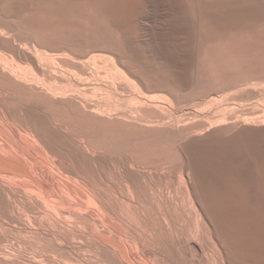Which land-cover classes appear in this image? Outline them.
Returning a JSON list of instances; mask_svg holds the SVG:
<instances>
[{"label":"rangeland","instance_id":"374dc122","mask_svg":"<svg viewBox=\"0 0 264 264\" xmlns=\"http://www.w3.org/2000/svg\"><path fill=\"white\" fill-rule=\"evenodd\" d=\"M8 1L11 2L12 0H8ZM8 1L2 0L0 2V7L5 8V9L0 8L1 9L0 10V16H1L0 19L3 21L4 24H6V26L8 28L7 30H5V32H6L5 36L8 38H6V39L4 38V39L5 40L9 39V40L13 41L15 43V45H17L18 47L21 46L20 47L21 49L23 48L24 50L29 51L30 53H33L55 75L63 76V77H65V76L67 77L70 75V77H72L74 80L79 82V84L76 83L73 86H71L69 88V90L66 92V94L64 95V97L67 99L71 98L70 99L71 101H74V98H75L76 102L74 101L73 103H77V100L79 99V97H83L89 105L93 104V102L94 103L98 102L103 107L101 106V108L97 111V113L100 112L98 114H101V116H103V115L105 116V114L107 113L106 115L109 116V119L107 116H106L107 118L104 117V120L102 119L103 120L102 122H101V118H98V121L100 120V123L96 119H94V120H96L95 124L93 123L94 120L92 121L93 124L91 123V125L93 126V130L94 131L97 130L96 134H98V136L100 138V139L98 138L99 142L97 141L98 139L97 140L95 139L96 142H98V144L94 143V141H92V143L95 144V146H99V147L102 145V147H101L102 150L99 149V147L98 148L96 147L97 150L102 151L103 155L105 153H107L104 156L111 157L112 160L114 159V157H115V159L116 158L118 159L121 157L123 160V158L125 156H128V158H126V159H129V160H127V162H128L127 165L129 167H131L133 170H138L140 172H143L142 170H144V173L151 175L150 178H151V181L152 180L153 181L152 182L150 181V182L155 183L153 186V188L154 187L155 188H154V190L151 189V191L148 190L149 194L146 191V194H144L145 196H143L144 197L143 202L147 206V208H146V206L143 204V206L145 207V210L147 209L146 210L147 212H145V213L146 214L148 213L147 215L150 218H151V216H154L151 218V220L153 222L157 223V221H155V219L157 220V216H158V215H156V212L158 213V209H156V207L158 208V206L161 204V202L163 203L165 201H170V203H171V201L173 199L175 200L177 197V199L179 198L178 201H181L183 203L185 201V197L190 195V197H192L191 200L195 201L194 202L195 206L197 208L202 207L200 209L203 212L206 211V212H204L206 215V217H205L206 222L209 225L210 231H214L211 233L212 234L213 233L218 234V232H219L221 234V235L218 234V236L220 235V237H218V238L220 240L221 246H223V248H224V251L222 250V254L225 257V260L227 259L226 262H228L229 264H257V263L258 264H264V244H263L264 243V212H263L264 211V197H263L264 196V86H263L264 85L263 84L264 83V79H263L264 78V14L259 12V11L262 12V10L264 11V8H263L264 7V5H263L264 0L262 2L260 1L261 3H259V0H253L254 2L257 1V2H255L256 4L257 3L260 5L262 4L263 6L262 5L258 6L256 4L253 5L254 2L251 3L252 0H231V1L226 0L227 2L225 0H192V1L191 0H189V1L188 0H181L184 3L181 2L180 0H178L177 1V3L179 2L178 4L175 2L176 0H174V2H172V0H171L168 5H171L172 3H174V5L177 4L179 6L180 2H181V5L183 7V4H184V8H186V9H184L185 11L182 9L181 6H179L180 8L178 6H176L177 9L173 6L175 8V11L177 10L178 12H180L179 15L181 14V11L185 12V14L189 13L190 15L189 14L188 15L190 17L188 15L187 16L190 18V20H192V22L195 21L197 23V24L196 23L192 24V22H190V25H193V27H196V33L194 32L195 31L194 29L192 31L193 34L194 33L196 34V36H194L196 38L194 41L196 52H195V55L193 56L194 59H192V63L189 65V67L186 70V79H184L183 81L181 78H180L181 80H179V77H177V78L174 77V76H177V74L179 73V71L177 69L174 68V70H171V69H173L171 65L169 66V64H168V66H167V62L164 59L163 60L165 61L166 64L164 63V61H161L163 57L161 55L162 50H160L161 49L160 47H162V44L160 45V43H163V40H164V38L162 39L161 36L164 37L165 34L163 35V33H161L160 37L158 38V35H159L158 29H161L160 30L161 32H162V30H164L166 28L168 30V26H169L168 24H170V26H171L172 23L175 21V18L177 17L176 19H178V13L174 12L176 15L175 14L172 15V13H173L172 11L174 9L171 6L169 7L168 5H165L168 3L167 2L168 0H164V1L160 0V5H161L162 1L164 3L166 2L165 4H163V2H162V6L158 5L159 2H156L159 0H52V2H51V0H34V1L28 0V3H27V0H21V1L20 0H13L12 3L8 2ZM229 1L230 2L235 1V2L231 3L233 6H235V4H237V3L241 4V1H242V4H244V5L241 4L240 7H239V5H236L237 8H239V9H237L235 6V10L237 9L236 11L240 12V14H239L240 17H238V18H240V20L237 19V17L235 16L237 13L234 15L235 11L231 7V5H228ZM236 1H237V3H236ZM54 2H56V4ZM191 2H193V3L191 4ZM225 2L227 4L226 10L229 9L228 12L234 11L233 12L234 17H232L233 19L230 17V15H231L230 12H229L230 15L229 14L227 16L221 15V13L223 15H226L228 13V12H226V10L223 11L224 13L219 12V11H222V9H224V7H226ZM3 3L6 4L7 6L4 5ZM9 3H10V5H9ZM41 3H43V4H41ZM233 3H235V4H233ZM245 3L246 4L250 3V5L249 6L245 5ZM188 4H191V5H188ZM217 4H218V6H217ZM219 4H221V5L224 4V7H222V9H220L221 5L219 6ZM1 5H4V6H1ZM45 5H46V7H44ZM51 5H53L54 10L52 9ZM252 5L255 6L254 10H256L259 7L263 8V9L259 8V10H258L259 14L262 16H260V15H258L260 17L257 16V14H258L257 10L255 12L253 10L254 7ZM96 6H97V8H96ZM156 6H160L159 7L160 9H158V7L155 8ZM164 6H166L167 9L169 7V9L172 12V13H170V12L168 13V14H171V16H170L171 18H169V16L166 15L167 19L169 18L168 19L169 22L173 21L171 23L168 22V24H167V21L165 20V16L163 17V15H165L167 12L166 13L162 12L163 14H161V12H160V11H164V10L166 11L167 10L166 8H164ZM187 6L189 9L187 8ZM204 6H205V8H204ZM206 6H208V8H206ZM212 6L213 7L217 6L219 9L216 8V10H219V11H217L216 13L209 11L210 12L209 13L207 10L210 9V7L212 9L211 11L215 12V10H213ZM23 7L24 8L26 7V8L23 9ZM38 7L41 8V10L42 9L43 10L39 11ZM48 7H51V8H48ZM161 7H163V10L161 9ZM29 8H31L32 10ZM178 8L181 10L179 11ZM230 8H232V10H230ZM249 8L251 10H249ZM169 9H168V11H169ZM191 9L194 10L195 15L191 14V13H193V11H191ZM204 9H206V11ZM2 10H3V12H1ZM22 10H24V11H22ZM186 10L191 11V13L190 12L187 13ZM9 11H10V13H9ZM11 11H13V12L11 13ZM21 11H22V14H21ZM31 11H34V12H31ZM56 11H58V13ZM96 11H98V14L96 13ZM104 11H107V12H104ZM249 11L255 12V15L257 16V18L254 19L253 16H255V15H253L252 17H253L254 21H253V19L250 20L251 17L249 19V16L251 15V13ZM6 12H8L7 15L4 14ZM38 12H40V13H38ZM41 12H42V14H41ZM68 12H70V13H68ZM183 12H182V14H183ZM204 12H208V15L211 13L213 15L216 14L214 20H212L213 17L210 20V21H212V23L206 21V18L204 15L207 13H204ZM243 12L248 15V16L246 15V18L248 17L249 20L246 19L245 17L241 16ZM26 13L28 14V16ZM79 13L81 15H79ZM155 13H156V16L153 15ZM11 14L15 17V18H13L15 22H13V19L10 17ZM16 14L18 15L17 17L19 19H17ZM23 14H24V17L22 16ZM30 14H33V15H31L32 17L30 16ZM36 14H37V16H36ZM75 14L77 17L75 16ZM201 14L204 16L203 20L200 17V16H202ZM218 14H220L221 16ZM252 14H254V13H252ZM50 15H52L53 17ZM6 16H7V18H6ZM150 16L153 18V20ZM185 16L186 15H184V17ZM193 16H196V18L191 19ZM209 16H206L207 20L210 19ZM219 16L221 17V20H222V17L223 18L225 17L224 19H227V20H228L227 17H230L229 19L230 20L232 19L231 21L230 20L227 21V20L223 19V23H225V21H226V23L230 24V26L235 24L234 21L236 19V25L231 26V29H230V26L228 24H224L226 28L225 27L222 28L221 27V26H223V25H221L222 23L219 24V21L217 20L218 21L217 22L215 20L216 17L220 18ZM243 16H245V15L243 14ZM20 17H23V21L24 20H26V21L30 20L31 22L30 21L29 22L28 21L23 22L22 18H20ZM33 17H35V18L31 20V18H33ZM154 17H155V19H157V18H159V19L155 20ZM188 17H185V18L188 20ZM208 17H209V19H208ZM241 17L246 19V20L243 19L244 21H241L242 20ZM3 18H5V19L3 20ZM51 18H53V19H51ZM69 18H70V20H69ZM77 18L80 20L81 24H78L80 22ZM170 19H171V21H170ZM93 20H95V21H93ZM204 20L207 23H210L209 25L212 24L211 25L212 27L214 25L213 24L214 21H216L217 22V23H215L216 26H217V24L221 25L220 30H217V29H219L218 27L212 28L211 26H207V23ZM19 21L21 23H19ZM33 21H36V23ZM68 22H70V23H68ZM203 22H205L206 25ZM231 22H233V24ZM53 23H55V25H53L54 27L51 26V24H53ZM165 23L167 26L165 25ZM30 24H32V26ZM14 25H15V27H14ZM17 25H19V26L16 28ZM160 25H161V27H159ZM56 26H59L58 28L60 30L59 29L58 30L60 32L62 31L61 34L59 33V31H57ZM163 26H164V28H162ZM165 26H166V28H165ZM170 26H169V29H170ZM49 27H51L50 29L53 32L49 29ZM61 27L64 29H62ZM193 27L191 26V28H193ZM209 27L211 29H208ZM45 28H48L49 30H47ZM78 28H79V30H78ZM242 28H244V29H242ZM30 29H31V31H30ZM73 29L74 30L77 29V30L74 31ZM200 30L203 32H201ZM7 31H8V33H7ZM24 31H25V33H24ZM46 31H48V32H46ZM171 31H172V29L168 30V32H171ZM199 31H200V33H201L200 35L202 37L204 36V34H202V33H207V34H208V32H210V33H209L208 37L206 34L205 35L206 37L204 36L202 39L201 36L200 37L198 36ZM22 32L24 35H22ZM26 32H27V34H26ZM32 32H34V33H32ZM111 32H112V34H111ZM164 32H166V30ZM215 32L218 35H216ZM52 33L57 34L58 37L56 35H53ZM157 33H158V35H157ZM212 33H213V35H212ZM31 34H35V36L31 35ZM42 34H43V36H42ZM58 34H60V35L64 34V36L62 35V39L65 42L67 41V43L63 42V40L61 41V36ZM107 34H108V36H107ZM113 34L114 35L116 34V35L114 36ZM166 34H168V33L166 32ZM37 35H38V37H37ZM129 35H130V37H129ZM211 35L213 38L211 37ZM47 36H49V37H47ZM68 36H69V38H68ZM224 36H225V40L223 38ZM127 37H128V39L130 38L129 43H131V40H132L133 42H136V44H138L139 47L134 43L129 44V46H131V45L133 46L130 49H129V46L126 47L127 45H126V41H124V38H125V40H127ZM165 37H168V36L165 35ZM13 38H15V39H13ZM90 38H93V39H90ZM133 38H134V40H133ZM37 39L39 42L37 41ZM43 39L46 41L47 44L44 42ZM137 39H138V41H136ZM160 39H162V42ZM35 40H36V43L38 42L37 44L35 43ZM139 40L142 42H140ZM220 40H222V41H220ZM48 41L49 42L51 41V42L49 43ZM85 41L88 43H85ZM117 41H118V43H117ZM62 42L64 45L62 44ZM157 42H159V43H157ZM44 44H46V45H44ZM65 44H67V45L65 46ZM54 45H55V47H54ZM75 47H77V48H75ZM140 47L143 48L144 56L147 58L146 59L144 57L145 59H144V63H141L142 65L136 63L135 61H131L133 59L131 56H129V53H130L129 50H132L133 48H134L133 50H135V49L137 50V49H140ZM49 48H52L53 50L55 49V51H53L52 49H49ZM64 48H67V49H64ZM120 48H122V49H120ZM111 49H113V50H111ZM162 49H163V47H162ZM72 50H73L74 54H73ZM75 50H78V51H76L78 55L76 54ZM83 51H85V52L83 53ZM86 51H88L89 53ZM126 51L127 52L129 51V52L126 53ZM70 52H72V54H70ZM156 52H158V54L160 53L159 57L156 56L157 55ZM123 53H125V54H123ZM50 54H52V55H50ZM87 55H88V57H87ZM218 55H220V56H218ZM62 56L65 60H63ZM122 56L124 58H122ZM70 57H72V58H70ZM66 59L68 60L69 64H68ZM86 59L89 62H85V61H87ZM219 59H221L222 61ZM228 59H230V60H228ZM78 60H80V61H78ZM70 61L73 65L75 63V65L73 66L70 63ZM201 62H203V63H201ZM69 65H72V67ZM137 65H139V66H137ZM145 65H150V66H145ZM81 66H83V67H81ZM117 68L121 69L122 72L120 70H118ZM84 69H85V71H84ZM141 69H143V70H141ZM153 69H154V71H152ZM73 71H75L76 73H74ZM82 71H84V72H82ZM99 71H101V72H99ZM176 71H178V72H176ZM145 72H147V73H145ZM82 73H84V74H82ZM105 73H107V74H105ZM178 76H179V74H178ZM104 77H106V78H104ZM126 77H127V79H126ZM156 77H157V79H156ZM215 77H217V78H215ZM87 81H89V82H87ZM179 81H181V82H179ZM184 81H187V83ZM188 81H190V82H188ZM182 82L185 84L183 85ZM252 83H254V84H252ZM86 84L88 85V89L85 88L86 91H84L82 89L81 85H86ZM225 84H227V86ZM233 84L236 88L233 86ZM242 84H243V86H242ZM248 84H252V85H248ZM228 85L232 86L233 89ZM238 86H240V87H238ZM142 87H143V89H142ZM213 87L215 88V90ZM220 87L224 88V90ZM184 88H186V89H184ZM227 88H230V89H227ZM158 89H160V90H158ZM200 89H203V90H200ZM216 89H217V91H216ZM212 90H213V93H212ZM229 90H231V91H229ZM200 91H202V92H200ZM214 91H216L217 93ZM153 92H155V93H153ZM209 93H210V95H209ZM199 94H201L200 95L201 98L196 96ZM202 94L204 96H202ZM88 96H89V98H88ZM195 96H196V98H195ZM77 97H78V99H77ZM153 97H155V98H153ZM193 98H195V100ZM133 99H135V100H133ZM158 100H160V101H158ZM111 102H112V104H111ZM200 102H202L203 104ZM107 104L113 106L112 108L110 106L111 110L109 108H104V106ZM109 105H107V106H109ZM197 105H199V106H197ZM154 106H155V109H154ZM192 106L195 108H193ZM114 107L115 108L117 107V109L120 108L121 110L120 111H119V109L114 110ZM148 107H149V111L150 110L152 111L154 109V112H156L157 114L149 112L148 110H146V109H148ZM183 107H185V108H183ZM107 109L110 111H108ZM156 109H157V111H156ZM196 109H198V111ZM100 110H103V111H100ZM140 110H144V111H140ZM251 111H253V113ZM148 112L150 114L152 113L154 116L156 115L157 118L155 117V119H153L154 116H152V114L150 115ZM234 114L237 115V117ZM118 115H120V116L118 117ZM115 116L118 118L116 119ZM160 116H161V118H159ZM233 116L235 118H233ZM120 117H121V120H120ZM151 117H153V118H151ZM122 118L124 120H122ZM230 118H233V119H230ZM156 119H158V120L155 121ZM106 120H108V121H106ZM138 120L139 121L142 120L145 123L149 122V120H152L155 123L157 122L159 126L161 125V128L158 129L159 131L156 133L155 132L154 133L148 132V130L146 131L144 129H139L138 126L134 125V123ZM243 120L245 121L244 123L246 125L244 123H242ZM152 121H150V122H152ZM188 121H190V122H188ZM198 121H199V123H198ZM186 122L188 123V125ZM236 122H238V123L240 122V123L237 124ZM227 124H228V126H227ZM235 124H236V126H234ZM95 125H96V127L98 126L97 129H96ZM104 125H105V127H104ZM173 126L180 130V132H181L180 136L176 137V134L173 131L174 129H172ZM187 127H188V129H187ZM193 127H194V129H193ZM113 128H114V130H113ZM116 128H117V130H116ZM197 128H199V129H197ZM108 129H110L111 131H109ZM189 129H191V130H189ZM181 130H183V131H181ZM185 130L187 133H185ZM114 131H116V132H114ZM119 131H120V134L118 133ZM172 131H173V133H172ZM126 132H128V133H126ZM100 133H101V135H99ZM148 133H150V136ZM102 134H103V136H102ZM116 134L118 136L121 135L120 137H122V136L127 137V138L123 139V141L125 140V142L121 141L123 137L122 138L116 137L117 136ZM158 135H160V136L157 137ZM164 135H165V137H164ZM173 135H175V138ZM138 136H140L141 139H139ZM147 136L149 137V139ZM135 137L137 139H135ZM192 137H193V139H192ZM144 138L146 139V141ZM106 139H107V141H106ZM126 139H127L128 143L126 142ZM161 139H163V141ZM101 140H102L103 144H101V142H100ZM150 140H151V142H150ZM177 142H179V143H177ZM104 143H106L108 145H105ZM122 143H123V145H122ZM143 143H145V144H143ZM149 143H151V144H149ZM109 144H110V148L108 149ZM121 146H122V148H121ZM145 146L147 148L149 147L148 149H146V151H145V148H146ZM151 146L154 148H152ZM150 148H152V149H150ZM108 150H110V153L107 152ZM149 150H150V152H149ZM138 151L141 154H139ZM137 153H138V155H137ZM173 153L175 156L173 155ZM122 154H123V157L121 156ZM109 155H111V156H109ZM141 155H143V156H141ZM164 158H165V160H164ZM120 159L117 162H120ZM132 162H133V164H132ZM137 163H139V164H137ZM141 163H143V164H141ZM150 165H152V166H150ZM169 166H170V168H169ZM181 167L183 168V170H182V173H179L181 171ZM188 168H190V169H188ZM185 169H186V173H185ZM112 170H113L112 167H111L110 171L107 169H106V171L104 170V172L107 173V174L106 173L105 174L108 175L109 179L113 180L112 184L114 185V186L112 185V188L113 187L114 188L111 191H108V194L110 195V197H112V196L114 197V198H111L112 202H113V204L115 203V205H114L115 207L117 206V208H116L117 211H120L121 209L123 210V208L126 206V201L122 200V198H125V193H123L120 186L117 185L118 183L115 179V178H117L116 174L118 171H115V169L113 171ZM102 172H103V170H102ZM186 174H188V175H186ZM179 176H181L182 179H180ZM187 176H189V177H187ZM175 177H177V178H175ZM184 177L187 179V181ZM179 179L182 181H180ZM157 180H158V182H157ZM188 180H191V181H188ZM114 181H116V182H114ZM164 181H165V183H164ZM170 181H171V183H170ZM183 181L184 182L186 181L188 185L186 184V182H185L186 185L182 184ZM183 185H185V186H183ZM182 186L185 188H181ZM186 187H187V189H186ZM188 188H190V190H188ZM184 189L186 191H184ZM150 192L154 193L153 195H155V196L150 194ZM159 192H160V194H159ZM161 192H163V193H161ZM171 192H173V193H171ZM183 192H186L187 195H185V193H183ZM170 193H171V195H170ZM167 195L171 199H169L167 197ZM177 195H179V197ZM122 196H124V197H122ZM182 197L184 200H182ZM258 197H260V198H258ZM180 198H181V200H180ZM166 199H168V200H166ZM174 200L172 201V203L176 201V200L175 201ZM156 203H158L159 205H157ZM172 203H171L172 207L176 206L175 209H173L174 207L171 208L172 211H174L173 212L174 216H176L175 220H177L176 221L177 223L175 222L176 223L175 224L176 229L179 230L181 228V230H179V231L177 230V231L180 232L181 235L183 234L184 236H186L187 234H189L186 231L187 225L191 224V222H190L191 220H189L190 218L188 217L189 219L188 220L186 219L187 218L186 216H189V215H186V214H188V211H186L187 209H182L184 211V212L182 211L184 213L183 216H185L182 218V217H180L182 215V213L179 212V211H181L180 209L182 208L181 207L182 203H180V202H175L173 204ZM177 203H178V206H177ZM179 203L181 205H179ZM124 204H125V206H123ZM201 204H202V206H201ZM179 207H181V208H179ZM183 207H184V204H183ZM184 208H186V207H184ZM176 209H177V211H176ZM124 210H125V208H124ZM123 211H120L121 213L120 212L119 213L122 215ZM176 213L177 214L180 213L179 214L180 216L177 215ZM244 214H245V216H244ZM177 217H178V219H177ZM179 217L181 219H179ZM208 220H210V221H208ZM187 221H189V222H187ZM212 225H214V226H212ZM177 226H179L180 228H177ZM188 226H190V225H188ZM212 227H213V229H212ZM12 229H14V228L6 229V231L10 230V232L5 231V233H7V235H8V233L10 234L12 231L14 232L16 230V229H14V230H12ZM188 229H190V228H188ZM216 229H217V231H216ZM183 230H185V231H183ZM19 232L21 233V235H23V233L20 230H18L17 233L19 234ZM181 232H183V233H181ZM184 232H186L187 234ZM188 232H189V230H188ZM17 233L15 235L13 233H11L9 235V240L10 241L13 240L11 245L14 242L16 243V241H19V240H17L18 238L20 239V241L22 240L20 238L21 236H19L20 234L18 235ZM10 236L11 237L13 236L14 238L12 237L13 238L12 239ZM22 238H24V237L22 236ZM184 238H187V236ZM222 238H224L225 241L222 240ZM9 240H7V242H4L3 240H1L0 242H2V244L0 243V247L5 248L6 243L9 244L8 246H11ZM228 241H230L232 245ZM223 244L224 245L228 244V246H227L228 248L226 246H224ZM218 248L219 249H217V250L221 251L220 247H218ZM229 248H230V250H229ZM211 249H213V248H209L208 251H206L204 258L202 259V260L205 259V262L200 261L201 263L206 264L207 263L206 259H208V256H210V258L212 259V257H211V256H213L212 252L215 251V249L214 250H211ZM231 249L232 250L235 249V250L232 251ZM225 250H226V252H225ZM210 251H212V252H210ZM209 252L211 255L209 254ZM179 258L180 257H178V261H179L178 263L188 264L187 261H185V259H182V258L179 259ZM228 258H229V260H228ZM209 261H210V259H209ZM200 262L197 264H201Z\"/></svg>","mask_w":264,"mask_h":264},{"label":"bare ground","instance_id":"6f19581e","mask_svg":"<svg viewBox=\"0 0 264 264\" xmlns=\"http://www.w3.org/2000/svg\"><path fill=\"white\" fill-rule=\"evenodd\" d=\"M1 1L2 0H0V2ZM6 1H8V0H6ZM12 1L11 2L8 1V2L12 3ZM32 1H34V0H32ZM170 1L171 0H168L167 4H165L166 2L165 3L163 2V4L168 5ZM177 1L178 0H176L175 2L177 3ZM230 1L228 2V5H231V7L235 11V12L233 11L234 15L237 13L235 16L237 17V19L240 20V18H238V17H240V15H239L240 12L236 11L239 8H237L236 5H239V7H240V5L242 4V1H241V4H238L237 1H236L237 4L233 3V4H235V6L237 8L236 10H235V6H233L231 4L232 2H235V1H232V2H230ZM260 1L262 2L263 0H259V3H261ZM51 2H52V0H51ZM156 2H159L158 5H160V0L156 1ZM162 2H161L160 6H162ZM172 2H174V0H172ZM181 2H183V1H181ZM181 2H180L179 6L182 7ZM226 2H225L226 7H224V4H222V5L219 4V6L221 5L220 9H222V7H224V9H222V11L216 10V8H218L217 7L218 4H217L216 7L212 6L213 10H215V12L211 11L212 10L211 7L207 11L208 12L210 11V12H213V13H216L217 11L223 12V11H225L227 9ZM253 2L254 1L252 0L251 3H253ZM255 2H257V1H255ZM255 2L253 3V5L256 4ZM10 3H9V5H10ZM27 3H28V0H27ZM54 3L56 4V2H54ZM192 3L193 2H191V4ZM6 4H4V5H6ZM41 4H43V3H41ZM177 4L174 5V3H172L171 5H168L169 7L171 6L174 9L172 11L173 13L169 9V7H168V9H169V11H168L166 6H164V8L167 9L166 11L165 10L164 11H160L159 10L161 12V14H163L162 12H164V13L167 12L165 15H163V17L165 16V20L167 21V24L169 22L168 19L171 18L170 17L171 14H168L169 12L172 13V15L175 14L174 12L178 13V19H176L177 17L176 18L174 17L175 18L174 22L171 21V19H170V21L173 22V23H172L171 26H170V24H168L170 26V29H169V26H168V30L172 29L171 32H168V30L166 28L167 25L165 23V25H166L165 28L166 29L162 30V32H161L160 31L161 29L157 28L158 32H159V35H158V33H157V35H158V38L160 37L161 33H163V35L165 34L166 36H168V37H165V35H164V37L161 36L162 39L164 38L163 43H160V45L162 44V47H163V49H162V47H160L161 48L160 50H162L161 51V55L163 57L162 58L160 56L162 58L161 61L165 60L167 62V66H168V64H169V66L171 65L172 68H173L171 70H174V68L177 69L179 71V73H178L179 76L177 74V76H174V77H176V78L179 77V80L182 79V81H183L184 79H186V70L189 67V65L192 63V59H194L193 56L195 55V52H196L195 51V45H194L195 44L194 41L196 39L194 37V36H196V34H195L196 33V27H193V25H190V22H192V20H190V18H189L190 14L188 13V12L191 13V11H193V13H191V14L195 15V12H194V10L191 9V11L186 10V12L189 15L185 14V12H183V11H181V14L179 15L180 12H178L177 10L175 11L176 6H178ZM191 4H188V5H191ZM4 5H1V6H4ZM53 5H51L52 9H53ZM242 5H244V4H242ZM245 5L249 6L250 3H248V4L245 3ZM256 5L259 6L260 4L257 3ZM263 5H264V3H263ZM160 6H156L155 8L158 7V9H160L159 8ZM44 7H46V5ZM51 7H48V8H51ZM253 7L252 8L254 10L255 6H253ZM0 8H2V7H0ZM25 8L23 7V9H25ZM96 8H97V6H96ZM179 8H178V10L180 11L181 9H179ZM187 8H188V6H187ZM204 8H205V6H204ZM206 8H208V6H206ZM232 8H230V10H232ZM259 8H262V7H259ZM259 8L256 9L257 13H258V14L256 13L257 16L260 15L259 12L264 14L263 10H262V12L261 11L258 12ZM29 9H31V8H29ZM161 9L163 10V7H161ZM182 9L183 10L186 9V8H184V4H183ZM40 10H41V8H39V11ZM204 10L206 11V9H204ZM228 10H226V12H228ZM249 10H251V9L249 8ZM256 10H254V11L256 12ZM22 11H24V10H22ZM22 11H21V14H22ZM254 11H252V12L249 11L251 13V15L249 16V19L251 17L250 20H252L253 17H254V19L257 18V16L255 15ZM1 12H3V10ZM12 12L13 11H11V13ZM31 12H34V11H31ZM56 12L58 13V11H56ZM104 12H107V11H104ZM182 12H183V14H182ZM208 12H204V13H207L204 16L206 18V21L212 23V21H210V20H211L212 17H213L212 20H214L216 14L213 15L211 13V14H209L210 15L209 16ZM229 12L231 13L232 16L230 15ZM229 12L227 14L225 13L226 15H223L221 13V15L222 16H227L229 14L231 18L234 17L233 16V12H231V11H229ZM7 13L8 12H6L4 14L7 15ZM9 13H10V11H9ZM38 13H40V12H38ZM68 13H70V12H68ZM96 13L98 14V11H96ZM252 13H254V14H252ZM37 14H36V16H37ZM41 14H42V12H41ZM243 14L245 16H243ZM31 15H33V14H30V16ZM79 15H81V14L79 13ZM153 15L156 16V13L153 14ZM166 15L169 16L168 19H167ZM184 15H186L185 17L189 16L188 17L189 21L184 17ZM218 15H220V14H218ZM246 15L247 14H245L243 12L241 16L246 18ZM253 15H255V16H253ZM12 16L13 15L11 14L10 17L12 19L15 18L14 16L13 17ZM17 16L18 15L16 14V17ZM22 16L24 17V14ZM27 16H28V14H27ZM50 16H52V15H50ZM75 16H76V14H75ZM204 16L203 15L200 16L202 20L204 19ZM206 16H209L210 19L208 17L209 20H207ZM260 16H262V15H260ZM260 16H258V17H260ZM23 17H20V18H22V21H23ZM230 17H227L228 20L224 19L225 17L224 18L222 17V20H221V17L220 18L216 17L215 20L216 21L218 20L219 24L222 23L221 25H223V26H221L219 24H217V26H216L215 23H217L218 21L217 22L214 21L213 24L215 26L213 25V27H215V28L218 27L219 29H217V30H220V26L222 28H224L225 27L224 24H228V23H226V21H225V23H223V19L229 21ZM242 17H241V19H242L241 21H244V20L248 19V17L246 19H244ZM6 18H7V16H6ZM34 18L35 17L31 18V20L34 19ZM193 18H196V16H193L191 19H193ZM4 19L5 18H3V20ZM17 19H19V18L17 17ZM51 19H53V18H51ZM154 19H155V17H154ZM157 19H159V18H157ZM157 19H155V20H157ZM254 19H253V21H254ZM69 20H70V18H69ZM152 20H153V18H152ZM24 21L27 22L28 20L27 21L24 20ZM93 21H95V20H93ZM13 22H15L14 19H13ZM33 22L36 23V21H33ZM79 22H80V20H79ZM171 22H169V23H171ZM205 22H203V23H205ZM234 22H235V24H233V22H231L233 24L231 26L236 25V19H235ZM19 23H21V22L19 21ZM68 23H70V22H68ZM193 23H196V22L194 21V22H192V24ZM206 23H205V25H206ZM210 23H207V26H211L212 24L209 25ZM78 24H81V22L78 23ZM30 25L32 26V24H30ZM53 25H55V23L51 24L52 27H54ZM228 25L230 26V24H228ZM18 26L19 25H17L16 28ZM191 26L193 28H191ZM231 26H230V29H231ZM14 27H15V25H14ZM56 27H57V31H59L60 30L58 28L59 26H56ZM159 27H161V25ZM50 28L51 27H49V29ZM162 28H164V26ZM7 29L8 28H7L6 24H4L3 21L0 19V241L3 240L4 242H7V240H9V235L11 233H13L15 235L18 232V230H20L23 233V235H21L20 232H19L20 235L17 233L19 236H21L20 238L22 240L20 241V239L18 238L17 240H19V241H16V243L14 242L13 243L14 245L13 244L11 245L13 240L12 241L9 240L11 246H8L9 244L6 243V247L8 246L7 248L6 247L5 248L0 247V264H182V263H178L179 262L178 261V257H180L179 259H181V258L185 259V261H187L188 264H197L200 261L205 262V259L204 260H202V259L204 258L205 254H206V251H208L209 248H213L211 250L215 249V251H213V252L210 251V252H212L213 256H211L212 259L210 258V256H208V259H206V262L208 264H229L228 262H226L227 259L225 260V257L222 254V250L224 251V248H223V246H221L220 240L218 238V237H220L221 234L218 232V234H220L218 236L217 233H213V234L211 233V232H214V231H210L209 225L206 222V218H205L206 215L204 213L206 211L203 212L200 209L202 207L197 208L195 206V204H194L195 201L191 200L192 197H190V195L185 197V201H184L185 203L184 202L182 203L181 201H178L179 198L177 199V197H176L177 200L175 199L176 201L173 199L175 202L182 203V206H181L182 208L179 207V208H181L180 209L181 211H179V212L182 213V215L180 216L179 215L180 213H178V214L176 213L177 215H179L180 217L183 218L185 216H183L184 215V213H183L184 211L182 209H187L186 211H188V214H186V215H189V216H186L187 217L186 219L188 220L190 218L189 220H191L190 221L191 224H188V225H190L191 227L187 225L186 231L189 234L184 232V233L187 234L186 235L187 238H184L186 236H184L183 234H182L183 235L182 236L180 234V232H178L179 230H181V228L179 226H177V228H180V229L179 230L176 229L175 224L177 223L176 222L177 220H175L176 216H174V213H173L174 211H172V209H171V208L174 207V206L172 207V205H171L173 200L171 201V203H170V201H165L163 203L161 202L160 205L158 203H156L157 205H159L158 208L156 207V209H158V213L156 212V215H158L157 216V220L155 219V221H157V223H155V222H153L151 220V218L154 217V216H151L149 214L151 216V218H150L147 215L148 213L147 214L145 213V212H147L146 211L147 209L145 210V207L143 206V204H144V202H143L144 201V199H143L144 197L143 196H145L144 194H146V191L149 194L148 190L151 191V189L154 190V188H155V187L153 188L155 183H151L153 181V180L151 181V178H150L151 175L147 174V173H144V170H142L143 172H140L138 170H133L131 167H129L127 165L128 164L127 160H129V159H126V158H128V156H125L123 158V160H122L121 157H120L121 159L120 158H118V159L116 158L117 159L116 160L115 157L113 156L114 159L112 160L111 157L104 156L107 153H105L103 155L102 151L97 150V148L99 146H95V144L92 143V141H94V143L98 144L99 139H100L98 134H96L97 130L96 131L93 130V126L91 125L92 121L94 119H96L98 121V118H101V122H102L104 120V117L107 116L106 115L107 113L105 114V116L104 115L101 116V114H98L100 112L97 113V111L101 108L102 105L99 104L98 102H95V103L93 102V104L89 105L87 103V101L83 97H79V99L77 97V99H78L77 103H73L74 101L76 102L75 98H74V101H71L70 100L71 98L70 99L65 98L64 95L69 90V88L71 86H73L74 84H76V83L79 84V82H77L72 77H70V75L67 76V77L66 76L63 77V76L55 75L33 53H30L29 51H26L23 48L21 49L20 48L21 46L18 47L17 45H15V43L13 41H11L9 39L5 40L6 38H8V37L5 36L6 35L5 30H7ZM45 29L49 30L48 28H45ZM62 29H64V28H62ZM193 29L195 30L194 31L195 35L192 32ZM208 29H211V28L209 27ZM242 29H244V28H242ZM75 30H77V29H75ZM78 30H79V28H78ZM165 30H166V32L168 34H166V32H164ZM30 31H31V29H30ZM200 31L198 33L199 37L201 36L200 35L201 34ZM27 32H26V34H27ZM46 32H48V31H46ZM61 32L59 31L60 34H61ZM201 32H203V31H201ZM7 33H8V31H7ZM24 33H25V31H24ZM32 33H34V32H32ZM209 33L210 32H208V34L207 33H202V34H204V36L207 34V37H208ZM43 34H42V36H43ZM60 34H58V35H60ZM111 34H112V32H111ZM22 35H24L23 32H22ZM31 35L35 36V34H31ZM53 35L57 36V34H53ZM62 35L64 36V34H62ZM62 35H60L61 36V41L63 40L62 39ZM212 35H213V33H212ZM212 35H211V37H212ZM216 35H218V34L216 33ZM107 36H108V34H107ZM37 37H38V35H37ZM47 37H49V36H47ZM129 37H130V35H129ZM203 37H202V39H203ZM68 38H69V36H68ZM223 38L225 40V36ZM13 39H15V38H13ZM90 39H93V38H90ZM162 39H160L161 42H162ZM133 40H134V38H133ZM37 41H38V39H37ZM124 41H126V45H127L126 47H128L129 44H131V43L132 44L133 43L136 44V42H133L132 40H131V43H129L130 38L128 39V37H127V40H125V38H124ZM136 41H138V39ZM220 41H222V40H220ZM44 42L46 43L45 40H44ZM63 42H65V41L63 40ZM63 42H62V44H63ZM140 42H142V41H140ZM35 43H36V40H35ZM65 43H67V41ZM85 43H88V42L85 41ZM117 43H118V41H117ZM157 43H159V42H157ZM46 44H44V45H46ZM66 45L67 44H65V46ZM136 45L139 47L138 44H136ZM54 47H55V45H54ZM131 47H133V46L132 45L129 46V49ZM75 48H77V47H75ZM49 49H52V48H49ZM64 49H67V48H64ZM120 49H122V48H120ZM133 49L129 50L130 53H131V54L129 53V56H131L132 59H133L131 61H135L138 64L144 63V59L146 57L144 56L143 48L140 47V49H137V50L136 49L133 50ZM111 50H113V49H111ZM53 51H55V49ZM76 51H78V50H75V52ZM72 52H73V50H72ZM72 52H70V54H72ZM84 52L85 51H83V53ZM86 52H88V51H86ZM128 52L126 51V53H128ZM156 53H157L156 56L159 57L160 53L159 54H158V52H156ZM73 54H74V52H73ZM76 54H77V52H76ZM123 54H125V53H123ZM50 55H52V54H50ZM218 56H220V55H218ZM87 57H88V55H87ZM62 58H63V56H62ZM70 58H72V57H70ZM122 58H124V57L122 56ZM63 60H65V59L63 58ZM219 60H221V59H219ZM228 60H230V59H228ZM78 61H80V60H78ZM165 61H164V63H165ZM67 62H68V60H67ZM85 62H89V61L87 60ZM70 63H71V61H70ZM201 63H203V62H201ZM68 64H69V62H68ZM72 65H69V66L72 67ZM74 65H75V63H74ZM137 66H139V65H137ZM145 66H150V65H145ZM81 67H83V66H81ZM118 70L121 71V69H118ZM141 70H143V69H141ZM84 71H85V69H84ZM84 71H82V72H84ZM152 71H154V69ZM178 71H176V72H178ZM73 72L76 73L75 71H73ZM99 72H101V71H99ZM145 73H147V72H145ZM82 74H84V73H82ZM105 74H107V73H105ZM104 78H106V77H104ZM215 78H217V77H215ZM126 79H127V77H126ZM156 79H157V77H156ZM87 82H89V81H87ZM179 82H181V81H179ZM184 82L187 83V81H184ZM188 82H190V81H188ZM184 84L185 83H183V85ZM234 84H233V86H234ZM252 84H254V83H252ZM252 84H248V85H252ZM225 85L227 86V84H225ZM228 86H230V85H228ZM242 86H243V84H242ZM81 87H82V89L84 91H86V89H88V85L87 84L86 85H81ZM230 87L232 88V86H230ZM238 87H240V86H238ZM220 88H222V87H220ZM142 89H143V87H142ZM184 89H186V88H184ZM222 89L224 90V88H222ZM227 89H230V88H227ZM158 90H160V89H158ZM200 90H203V89H200ZM214 90H215V88H214ZM216 91H217V89H216ZM216 91H214V92H216ZM229 91H231V90H229ZM200 92H202V91H200ZM153 93H155V92H153ZM212 93H213V90H212ZM200 95L201 94L196 95V96L200 97ZM209 95H210V93H209ZM196 96H195V98H196ZM202 96H204V95L202 94ZM88 98H89V96H88ZM153 98H155V97H153ZM195 98H193V99L195 100ZM133 100H135V99H133ZM160 100H158V101H160ZM200 103H202V102H200ZM111 104H112V102H111ZM107 105H109V104H107ZM107 105H105L106 107L104 106V108H109L111 110V108L113 106H111V105L107 106ZM110 106H111V108H110ZM197 106H199V105H197ZM185 107H183V108H185ZM193 108H195V107H193ZM115 109L116 110L119 109V111L121 110L120 108L117 109V107L116 108L114 107V110ZM154 109H155V106H154ZM154 109L152 111L151 110L149 111V107H148V109H146V110H148L149 112L157 114L156 112H154ZM110 110H108V111H110ZM196 110L198 111V109H196ZM100 111H103V110H100ZM140 111H144V110H140ZM156 111H157V109H156ZM251 112L253 113V111H251ZM119 116L120 115H118V117ZM152 116H154V115L152 114ZM235 116L237 117V115H235ZM107 117L109 119V116H107ZM118 117L115 116L116 119ZM155 117L157 118L156 115L154 116V118L153 117H151V118L155 119ZM159 118H161V116ZM233 118H235V117L233 116ZM233 118H230V119H233ZM96 120H94V122H93L94 124L96 123L95 122ZM120 120H121V117H120ZM122 120H124V119L122 118ZM157 120L158 119H156L155 121H157ZM106 121H108V120H106ZM141 121L138 120V121H136L134 123V125L138 126L139 129H144L146 131L148 130V132H153V133L155 132L156 133V132L159 131L158 129L161 128V125L159 126L157 122L155 123L152 120H149V122H147V123H145L143 121H142L143 122L142 123ZM150 121H152V122H150ZM98 122L100 123V120ZM188 122H190V121H188ZM244 122L245 121L243 120L242 123H244ZM198 123H199V121H198ZM236 123L239 124L238 122H236ZM228 124H227V126H228ZM96 125H95V127H96ZM187 125H188V123H187ZM234 126H236V124ZM97 127H96V129H97ZM104 127H105V125H104ZM114 128H113V130H114ZM175 128L176 127L173 126L172 129H174L173 131L176 134V137H178V136H180L181 132H180L179 129H177V128L175 129ZM187 129H188V127H187ZM193 129H194V127H193ZM197 129H199V128H197ZM108 130L111 131L110 129H108ZM116 130H117V128H116ZM183 130H181V131H183ZM189 130H191V129H189ZM173 131H172V133H173ZM114 132H116V131H114ZM118 133L120 134V131ZM126 133H128V132H126ZM185 133H187L186 130H185ZM103 134H102V136H103ZM148 134L150 136V133H148ZM99 135H101V133ZM120 136L121 135H119V136L117 135L116 137H119V138L123 137V136L122 137H120ZM159 136L160 135H158L157 137H159ZM173 136L175 138V135H173ZM164 137H165V135H164ZM124 138H127V137H123L121 141H123ZM138 138L141 139L140 136H138ZM95 139L96 140L98 139L97 140L98 142H96ZM135 139H137V138L135 137ZM148 139H149V137H148ZM192 139H193V137H192ZM161 140L163 141V139H161ZM106 141H107V139H106ZM145 141H146V139H145ZM100 142H101V144H103L102 140ZM123 142H125V140ZM126 142H127V139H126ZM150 142H151V140H150ZM106 143H104V144L108 145ZM177 143H179V142H177ZM110 144L108 146V149L110 148ZM143 144H145V143H143ZM149 144H151V143H149ZM122 145H123V143H122ZM101 147H102V145L99 147V149H101ZM121 148H122V146H121ZM148 148L146 147L145 151ZM152 148H154V147H152ZM152 148H150V149H152ZM107 152L110 153V150H108ZM149 152H150V150H149ZM138 153L141 154L139 151H138ZM138 153H137V155H138ZM173 155H174V153H173ZM109 156H111V155H109ZM121 156L123 157V154ZM141 156H143V155H141ZM165 158H164V160H165ZM119 159H120V162H117ZM143 163H141V164H143ZM132 164H133V162H132ZM137 164H139V163H137ZM150 166H152V165H150ZM111 167L113 168V170L115 169V171H118L117 174H116L117 178H115L116 177L115 175H114L115 176L114 178L116 179V181L118 183L117 185H119L120 188L122 189L123 193H125V198H122V200L126 201V206L127 207L124 204L123 206H125L124 207L125 210H124V208H123L124 211L122 209L120 210V211H123L122 212L123 216L120 214L121 213L120 211H117V209H116L117 206L116 207L114 206L115 203L113 204V202H112L111 198H114V197L113 196L110 197V195L108 194V191H111L114 188V187L112 188V185H113L112 181L113 180L109 179L108 175H106L107 173L104 172V170L106 171V169H107V170L110 171ZM169 168H170V166H169ZM188 169H190V168H188ZM102 170H103V172H102ZM182 170H183V168L181 167V171L179 173H182ZM185 173H186V169H185ZM186 175H188V174H186ZM181 176H179L180 179H182ZM187 177H189V176H187ZM175 178H177V177H175ZM116 181H114V182H116ZM180 181H182V180H180ZM186 181H187V179H186ZM188 181H191V180H188ZM157 182H158V180H157ZM183 182H182V184H185V182L184 183ZM164 183H165V181H164ZM170 183H171V181H170ZM186 184H187V182H186ZM185 185H183V186H185ZM183 186L181 188H185ZM186 189H187V187H186ZM188 190H190V188H188ZM184 191H186V190L184 189ZM152 192H150V194L153 195L154 193H152ZM161 193H163V192H161ZM171 193H173V192H171ZM171 193H170V195H171ZM183 193H185V195H187L186 192H183ZM159 194H160V192H159ZM153 196H155V195H153ZM177 196L179 197V195H177ZM122 197H124V196H122ZM167 197L169 198L168 195H167ZM258 198H260V197H258ZM169 199H171V198H169ZM166 200H168V199H166ZM180 200H181V198H180ZM182 200H184L183 197H182ZM175 202H173V203H175ZM180 203H179V205H181ZM183 204H184V207H186V208L183 207ZM177 206H178V203H177ZM201 206H202V204H201ZM175 207L173 209H175ZM146 208H147V206H146ZM176 211H177V209H176ZM244 216H245V214H244ZM180 217H179V219H181ZM177 219H178V217H177ZM210 220H208V221H210ZM187 222H189V221H187ZM212 226H214V225H212ZM11 228H14L16 230L13 232L12 230H14V229H12L11 230L12 232L10 234L8 233V235H7V233H5L6 229H11ZM188 228H190V229H188ZM212 229H213V227H212ZM188 230H189V232H188ZM183 231H185V230H183ZM216 231H217V229H216ZM6 232H10V230L6 231ZM181 233H183V232H181ZM22 236L24 238H22ZM222 240H224V238H222ZM228 242H230V241H228ZM0 243L2 244V242H0ZM230 244H231V242H230ZM224 246L227 247L228 244H226ZM218 247H220L221 251L217 250V249H219ZM229 250H230V248H229ZM233 250H235V249H233ZM210 252H209V254H210ZM225 252H226V250H225ZM209 259H210V261H209ZM228 260H229V258H228ZM183 264H185V263H183ZM201 264H203V263H201Z\"/></svg>","mask_w":264,"mask_h":264}]
</instances>
